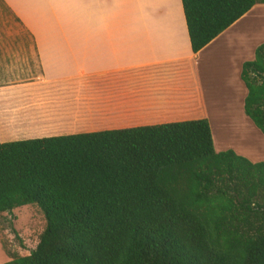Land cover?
<instances>
[{"label": "trees", "instance_id": "16d2710c", "mask_svg": "<svg viewBox=\"0 0 264 264\" xmlns=\"http://www.w3.org/2000/svg\"><path fill=\"white\" fill-rule=\"evenodd\" d=\"M199 51L264 0H181ZM244 112L264 134V42L243 62ZM45 227L0 264H264V161L216 151L206 118L0 143V213Z\"/></svg>", "mask_w": 264, "mask_h": 264}, {"label": "crops", "instance_id": "0c3cea01", "mask_svg": "<svg viewBox=\"0 0 264 264\" xmlns=\"http://www.w3.org/2000/svg\"><path fill=\"white\" fill-rule=\"evenodd\" d=\"M261 6L193 52L181 0H0V143L206 118L216 151L264 160L240 78Z\"/></svg>", "mask_w": 264, "mask_h": 264}, {"label": "rangeland", "instance_id": "374dc122", "mask_svg": "<svg viewBox=\"0 0 264 264\" xmlns=\"http://www.w3.org/2000/svg\"><path fill=\"white\" fill-rule=\"evenodd\" d=\"M260 9L262 13L260 12L255 21L257 24H264V8L261 6ZM261 42H264V26L261 30ZM239 131L245 132L244 130ZM259 135H261L259 139H253L244 134L246 140H251L254 144V158L264 155V135ZM235 136L238 139L242 138V136ZM44 227V215L36 204H26L11 212L0 213V263L14 256L27 255L36 246Z\"/></svg>", "mask_w": 264, "mask_h": 264}, {"label": "bare ground", "instance_id": "6f19581e", "mask_svg": "<svg viewBox=\"0 0 264 264\" xmlns=\"http://www.w3.org/2000/svg\"><path fill=\"white\" fill-rule=\"evenodd\" d=\"M243 132V131H242ZM240 137V136H239ZM248 138V137H247ZM252 138V137H251ZM234 140H236L237 142H239L240 141V139H238L237 137L234 139Z\"/></svg>", "mask_w": 264, "mask_h": 264}]
</instances>
